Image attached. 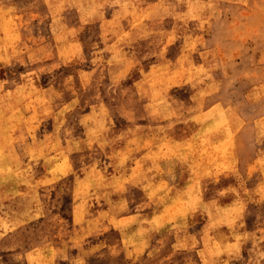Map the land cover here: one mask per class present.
<instances>
[{"label":"rangeland","instance_id":"374dc122","mask_svg":"<svg viewBox=\"0 0 264 264\" xmlns=\"http://www.w3.org/2000/svg\"><path fill=\"white\" fill-rule=\"evenodd\" d=\"M0 264H264V0H0Z\"/></svg>","mask_w":264,"mask_h":264}]
</instances>
